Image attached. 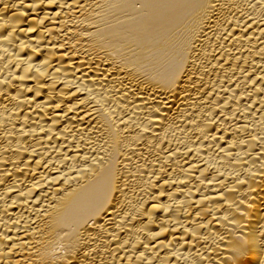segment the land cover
I'll return each mask as SVG.
<instances>
[{
  "label": "bare ground",
  "instance_id": "1",
  "mask_svg": "<svg viewBox=\"0 0 264 264\" xmlns=\"http://www.w3.org/2000/svg\"><path fill=\"white\" fill-rule=\"evenodd\" d=\"M0 264H264V0H0Z\"/></svg>",
  "mask_w": 264,
  "mask_h": 264
}]
</instances>
